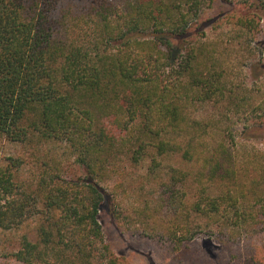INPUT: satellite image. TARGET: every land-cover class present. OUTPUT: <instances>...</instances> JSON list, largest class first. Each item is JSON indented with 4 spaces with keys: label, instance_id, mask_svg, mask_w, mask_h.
<instances>
[{
    "label": "trees",
    "instance_id": "obj_1",
    "mask_svg": "<svg viewBox=\"0 0 264 264\" xmlns=\"http://www.w3.org/2000/svg\"><path fill=\"white\" fill-rule=\"evenodd\" d=\"M259 1L252 11L231 5L224 14L255 32L251 25L264 18ZM217 2L230 3L0 0V134L15 142L62 144L83 169L64 174L62 160L46 154L36 184L28 187L16 180L19 158L0 166V229L36 221L37 238L23 235L12 253L18 262L96 264L102 258L117 264L100 222L111 200L105 183L120 161L149 160L148 175L155 173L159 158L181 148L175 139L181 134L197 169L166 171L157 200L159 218L170 224L162 240L177 249L204 231L221 240L264 231L259 181L209 191L216 177L236 175L226 140L195 154L207 124L190 116V106L225 89L215 51L189 37ZM189 179L198 192L190 200ZM120 188L122 182L113 191Z\"/></svg>",
    "mask_w": 264,
    "mask_h": 264
},
{
    "label": "rangeland",
    "instance_id": "obj_2",
    "mask_svg": "<svg viewBox=\"0 0 264 264\" xmlns=\"http://www.w3.org/2000/svg\"><path fill=\"white\" fill-rule=\"evenodd\" d=\"M229 1L225 4L217 2L214 9L206 11L198 21L201 30L189 37L190 41L204 43L210 51H215L219 65L217 72L224 80V94L197 101L189 109L193 119L207 124L202 139L197 141L195 154H206L224 139L234 153L235 177L213 179L209 182L212 194L238 190L254 180L259 181L260 189L264 190V18L259 24L256 21L251 25L255 32L237 26L233 24L236 18L224 12H229L231 5L252 11L260 1ZM182 135L175 137L181 148L159 158L160 165L155 173L148 175L149 160L140 165L120 161L114 167L115 174L105 183L111 200L103 204L100 222L117 264H264L262 230L239 234L235 240H221L204 231L177 249L162 240L165 238L162 235H167L166 226L170 224H164L159 218L157 200L166 171L170 166L189 172L197 169V165L187 159L188 145ZM46 154H51L50 157L56 155L62 160L64 174H83V169L62 144L15 142L0 134V166L10 165V157L19 158L22 164L17 170L14 168L16 180L25 186L36 184L41 170L40 159ZM118 182H122L125 189L113 191ZM195 187L189 179L188 200L193 198ZM114 207L117 213L113 211ZM198 222L196 218L193 224ZM23 235L32 240L37 238L34 218L19 228L0 229V264H21L12 253ZM96 264H106V261L99 258Z\"/></svg>",
    "mask_w": 264,
    "mask_h": 264
}]
</instances>
